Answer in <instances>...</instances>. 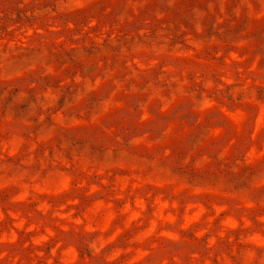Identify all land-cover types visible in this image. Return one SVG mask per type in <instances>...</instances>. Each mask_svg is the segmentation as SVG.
I'll list each match as a JSON object with an SVG mask.
<instances>
[{"label":"rangeland","instance_id":"374dc122","mask_svg":"<svg viewBox=\"0 0 264 264\" xmlns=\"http://www.w3.org/2000/svg\"><path fill=\"white\" fill-rule=\"evenodd\" d=\"M0 264H264V0H0Z\"/></svg>","mask_w":264,"mask_h":264}]
</instances>
